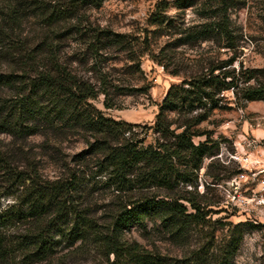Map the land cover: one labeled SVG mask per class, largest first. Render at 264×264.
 Returning <instances> with one entry per match:
<instances>
[{
    "label": "trees",
    "instance_id": "1",
    "mask_svg": "<svg viewBox=\"0 0 264 264\" xmlns=\"http://www.w3.org/2000/svg\"><path fill=\"white\" fill-rule=\"evenodd\" d=\"M105 1L68 0L64 8L41 0H0V53L26 72L21 78L0 72V138L10 139L6 149L0 146L6 185L0 194V264L90 259L99 264H234L246 229L255 226L215 219L220 214L212 209L216 204L208 192H199L204 162L219 149L200 126L219 108L223 92L232 90L243 102H264V84H251L257 79L254 71L241 82L242 72L216 74L220 69L213 68L173 86L147 129L107 117L93 104L100 96L106 109H116V98L145 89L123 88L110 70L102 71L106 59L100 53L127 50L132 46L128 35L73 23L82 6L101 8ZM222 18L190 38L206 42L217 35L230 41L228 17ZM28 23L41 30L39 39L22 40ZM68 31L85 51L64 62L61 43ZM81 66L89 67L85 74ZM136 68L133 75L141 74ZM37 137L43 140V157L59 168L55 179L44 178L24 153ZM201 137L206 142L197 144ZM75 143L86 148L70 158L66 151ZM14 149L22 151L21 160H14ZM100 195L111 197L103 216L90 205ZM133 229L153 241L152 249L127 236Z\"/></svg>",
    "mask_w": 264,
    "mask_h": 264
},
{
    "label": "rangeland",
    "instance_id": "2",
    "mask_svg": "<svg viewBox=\"0 0 264 264\" xmlns=\"http://www.w3.org/2000/svg\"><path fill=\"white\" fill-rule=\"evenodd\" d=\"M41 1L66 8L68 0ZM221 9L224 11L219 14ZM225 15L231 30L230 41L217 35L206 42L190 38L204 25L222 21ZM76 22L82 27L128 35L132 46L127 50L109 49L100 53L104 57L102 61L107 60L102 71L110 70L111 78L119 80L123 88H143L144 93L116 98V109H106L103 96L93 104L109 118L139 125L138 131L154 124L173 86L213 68L220 69L216 74L226 70L242 72L241 82L247 80L246 72L254 71L257 79L251 84H264V0H226L224 6L219 5V0H107L101 8L82 6L75 11L73 23ZM30 23L24 27L26 34L22 40L29 37L33 41L41 31L33 30ZM64 34L62 60L70 62L85 51V46L77 35H70L69 31ZM3 53H0V72L23 77L24 68ZM137 66L142 73L133 75ZM88 68L81 66L79 70L85 74ZM218 100L219 108L200 126L219 149L217 156L204 162L199 192H208V198L216 204L212 209L220 214L215 219L226 218L225 221L235 224L248 222L257 227L246 229L234 264H264V102L239 101L232 90L220 94ZM206 140L201 137L195 142ZM9 141L2 136L0 146L6 149ZM42 141L41 137L31 139L24 153L32 157L44 178L55 179L60 174L59 168L43 157ZM85 148L82 143H75L66 153L72 158ZM12 153L14 160L23 158L22 151L14 149ZM4 180L0 176V194L6 189ZM97 198L90 204L93 211L98 216L106 215L111 197ZM127 236L152 249L153 241L146 240L139 230L133 229ZM198 242L196 237L192 245L195 247ZM99 263L90 259L79 264Z\"/></svg>",
    "mask_w": 264,
    "mask_h": 264
}]
</instances>
